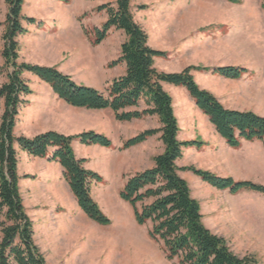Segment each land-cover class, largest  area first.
Returning <instances> with one entry per match:
<instances>
[{
  "label": "trees",
  "instance_id": "obj_1",
  "mask_svg": "<svg viewBox=\"0 0 264 264\" xmlns=\"http://www.w3.org/2000/svg\"><path fill=\"white\" fill-rule=\"evenodd\" d=\"M25 1L5 0L8 11L6 19L0 21L4 41L0 55L5 60L0 65V74L7 77L0 86V264H49L36 243L34 221L21 192L22 176L18 168L21 151L59 163L85 215L101 225L111 223L92 195L93 183L101 182L103 178L86 167V158L76 154L73 142L111 147L112 139L95 130L76 134L48 130L31 137L17 135L15 127L20 108L28 103L26 98L33 93L22 76L25 71L48 83L58 97L71 106L110 109L121 122L158 117L159 127L139 132L120 147L127 150L157 134H161L164 143V151L154 157V166L129 176L120 197L132 207L139 225L150 226L149 237L161 245L168 261L172 264H260L254 255L237 254L226 238L206 226L201 203L193 197L190 184L181 172H192L212 186L230 189L233 193L242 189L264 193V185L248 180L236 181L194 165L180 166L177 161L184 156L185 149L200 148L206 142L179 139L180 125L174 100L163 85L169 83L186 88L230 146H240L242 139H258L264 144V115L225 107L211 91L198 84L193 73L194 70L212 71L226 78L240 79L249 73V69L233 65L214 68L189 65L179 72L159 70L156 58L165 57L166 52L150 46L148 32L135 19L133 0H115L97 7L98 11L106 10V21L90 32L85 28L84 31L88 36H94L91 38L93 45L102 43L112 29L123 31L126 38L121 44V54L110 67L124 63L126 70L109 81L104 90L78 83L56 66L19 61L18 38L28 33L24 21H36L24 14ZM227 1L241 3V0ZM146 7L141 6L142 9Z\"/></svg>",
  "mask_w": 264,
  "mask_h": 264
},
{
  "label": "rangeland",
  "instance_id": "obj_2",
  "mask_svg": "<svg viewBox=\"0 0 264 264\" xmlns=\"http://www.w3.org/2000/svg\"><path fill=\"white\" fill-rule=\"evenodd\" d=\"M114 2L54 0L49 5L53 10L59 8L67 20L66 29L59 37L63 38L64 44L71 45V50L66 51L58 67L78 83L102 90L109 81L125 72L124 63L115 67H110V63L120 56L121 44L126 35L123 31L112 29L102 43L93 45L91 40L94 36H88L84 28L90 32L94 27L101 26L107 19V13L106 10L98 11L97 7ZM5 4V0H0V17L5 15ZM142 5L147 7L142 9ZM261 8H264V0H241L240 4L219 3L215 0H133L135 19L147 32L154 28L160 30L161 35L157 40L166 56L156 61L159 70L179 72L189 65L246 67L251 73L249 77L258 81L257 109L264 115V37L258 21ZM221 10L226 16L228 14L230 26L221 25L225 26L222 32L226 35L225 39L217 41L219 44H212L216 39L210 41L209 38L215 37L219 26V22L212 19ZM74 23L81 34L75 42ZM36 24L42 25V22L38 23L36 19ZM59 28L56 27L57 30ZM149 42L152 44V40ZM20 59H25V56L20 55ZM4 62L0 55V65ZM22 76L30 84L33 93L26 98L28 103L20 108L15 127L18 135L30 136L44 128H54L66 134L95 130L106 134L113 142L111 147L105 149L92 145L82 151L88 155L85 157L86 167L98 172L103 178L101 182H94L91 189L94 199L111 220L108 225L98 224L85 215L59 163L48 157L38 158L20 152L18 168L22 176L21 192L34 221L36 243L48 263L172 264L166 259L161 245L149 237L150 226L139 225L132 207L120 197L128 177L144 170L153 159V156L149 158L146 154L147 150L153 148L156 152L160 151L163 145L161 139L156 137L146 145L144 151L128 154L120 149L125 141L127 125L116 120L110 109L72 107L60 100L50 87L32 73L25 71ZM6 80V75L0 74V86ZM169 91L173 100L175 98L176 115L185 126L186 120L190 118L186 112V99L175 90ZM191 100L190 105L195 107V100ZM155 120L147 119L146 122L153 125ZM189 152L188 148L185 149L184 156L179 159L180 166L193 165ZM80 153L78 151L77 155L82 157ZM116 162L120 164L121 171L115 169ZM181 174L195 189L194 177H201L189 171ZM227 240L237 254L254 255L260 264H264V235L256 239Z\"/></svg>",
  "mask_w": 264,
  "mask_h": 264
},
{
  "label": "crops",
  "instance_id": "obj_3",
  "mask_svg": "<svg viewBox=\"0 0 264 264\" xmlns=\"http://www.w3.org/2000/svg\"><path fill=\"white\" fill-rule=\"evenodd\" d=\"M215 1L219 3H231L227 0ZM50 3H54V0L25 1L24 14L27 17L37 19L38 23L42 22V25L36 24V21L33 23L24 21V26L28 29V33L20 35L18 38L22 46L20 49V55L25 56V59H19L20 62L56 66L59 68L58 65L64 59L66 51L71 50V45L68 43L64 44L63 38L59 37L61 32H64L66 29L64 27L67 25V20L61 15L59 8H56L57 10L51 9L49 6ZM30 5L33 7H30ZM4 9L5 15L4 17H0V21L6 19L8 11L7 4L4 5ZM259 14L261 17L258 21L261 23L260 25L262 26V34L264 37V8L259 9ZM212 20L214 22H219V26L216 30L215 37L209 38V40L213 41L216 39V42H213L212 44H219L217 41H223L225 39L226 35L222 32L225 26H230V18L228 17V14L226 16L224 10H221L218 12L217 17ZM57 26L60 27L59 30L56 29ZM74 27L76 29L73 39L75 42L80 39L81 34L75 26V23ZM0 29L2 30L3 27ZM0 33L2 40L0 50H2L4 46V41L2 39L3 30ZM148 33L149 41L152 40V44L149 42L150 46L153 48L156 47L155 49L160 48L157 40L161 35L160 30L154 28L153 31L150 30ZM159 50H161V48ZM156 61H158V58H156ZM222 61L225 62L228 60ZM250 74L251 73L249 72L240 79H231L222 75L214 74L211 71H194V76L198 84L202 88L211 91L216 97H218L225 107L241 111H254L261 114L257 109V94L259 93L258 81L250 78ZM34 76L42 81L38 76ZM42 82L50 87L51 91L58 97L48 83L44 81ZM163 85L169 93L171 92L169 91L170 89L175 90L186 99V112L188 115L190 114V118L186 120L184 126L182 125L181 119L178 117L180 125L179 139H198L206 142V145L200 148H188L191 155V163L193 165L204 170H209L220 176L232 177L236 181L248 180L264 185V144L261 140L256 139L250 141L242 139L240 146H230L227 143V140L217 132L208 115H206L196 103L195 107L190 105L192 103L191 99L193 98H191L192 96L188 93L186 88L169 83H163ZM174 107H176L175 98ZM75 108L86 109L79 107ZM147 119L148 121L150 119L157 120H155L156 123L153 122V125H148L146 122ZM124 123L127 125L125 140L145 129L160 126L156 115L147 116L143 119L124 121ZM48 130L59 131L54 128H44L33 133L30 137ZM160 136L161 134L154 135L145 142L125 151L128 154L135 151H144L147 144H150L156 137L160 138ZM90 146L92 145H85L76 141L73 142L76 154L78 151H81L80 154L84 158L88 155L83 154L82 151L85 147ZM100 148L105 149L104 147ZM163 151L164 143L160 151L156 152L153 148L148 149L146 154L149 158L153 156V159L150 160L145 169L154 166V157ZM179 162L180 160L177 161V163ZM115 169L121 171L118 162H116ZM194 179L196 181V188H191L192 195L201 203L204 216L203 220L208 228L229 240L236 238L256 239L264 235V193L248 189H242L237 193H233L230 189H218L204 181L202 178L194 177Z\"/></svg>",
  "mask_w": 264,
  "mask_h": 264
}]
</instances>
